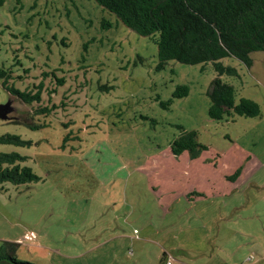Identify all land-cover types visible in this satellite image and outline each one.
I'll return each instance as SVG.
<instances>
[{"label": "rangeland", "instance_id": "374dc122", "mask_svg": "<svg viewBox=\"0 0 264 264\" xmlns=\"http://www.w3.org/2000/svg\"><path fill=\"white\" fill-rule=\"evenodd\" d=\"M250 57V67L221 59L237 71L221 79L260 115L217 121L210 62L157 68L152 37L95 0H4L0 68L8 85L42 87L27 104L0 78V105H12L0 135L28 141L0 152L38 176L0 183V246L13 242L17 259L35 264H264V50ZM181 85L187 94L174 97ZM177 125L196 132V158L171 153ZM161 168L189 183L188 196L160 197Z\"/></svg>", "mask_w": 264, "mask_h": 264}, {"label": "trees", "instance_id": "16d2710c", "mask_svg": "<svg viewBox=\"0 0 264 264\" xmlns=\"http://www.w3.org/2000/svg\"><path fill=\"white\" fill-rule=\"evenodd\" d=\"M113 13L123 24L142 36L152 37L157 46L158 64L161 68L168 60L185 64L210 62L216 76L207 91L208 116L222 120L225 115L255 117L260 115L259 104L246 97L235 102V88L221 79L222 75H237L234 67L224 65L221 59L235 57L247 67L252 64L250 53L264 50V0H95ZM4 0H0V5ZM106 24L105 22L102 23ZM3 87L23 103L30 104L41 99V87L20 90L8 85L10 72L0 68ZM63 81V80H61ZM185 85L178 86L174 97L187 94ZM162 103V105L168 104ZM40 108L38 111H48ZM32 128L42 124H29ZM180 130L170 143L175 156L188 151L196 158L204 146L197 141L194 130ZM0 143L23 145L28 143L15 134L0 135ZM17 152H0V183L29 184L38 176ZM13 242L4 241L0 246V264H35L17 259Z\"/></svg>", "mask_w": 264, "mask_h": 264}, {"label": "crops", "instance_id": "0c3cea01", "mask_svg": "<svg viewBox=\"0 0 264 264\" xmlns=\"http://www.w3.org/2000/svg\"><path fill=\"white\" fill-rule=\"evenodd\" d=\"M153 181L154 182L152 184H154L155 186L160 185V188H158V193L160 194V197H161V195L163 197L164 196L168 197L169 193L170 194H179V195L185 194L186 196H188L187 194H189V193H187V190H186V187L189 185V183L179 181L177 174H173V173H170L168 171H165L163 168H161L159 170V174L157 175V177ZM190 186H193V185L190 184ZM192 188L189 190H193ZM127 234H129V235H127ZM107 238H109L111 240H113V238H132V234H131V232L130 233H126V232L116 233V231H114V232L112 231V233L109 234ZM163 260L161 261L160 264H163Z\"/></svg>", "mask_w": 264, "mask_h": 264}, {"label": "water", "instance_id": "95a60500", "mask_svg": "<svg viewBox=\"0 0 264 264\" xmlns=\"http://www.w3.org/2000/svg\"><path fill=\"white\" fill-rule=\"evenodd\" d=\"M11 111H12V105L10 101L3 105H0V118L7 119L8 113Z\"/></svg>", "mask_w": 264, "mask_h": 264}, {"label": "built area", "instance_id": "2783aa9c", "mask_svg": "<svg viewBox=\"0 0 264 264\" xmlns=\"http://www.w3.org/2000/svg\"><path fill=\"white\" fill-rule=\"evenodd\" d=\"M163 264H172V260H171V258H170V257L165 258Z\"/></svg>", "mask_w": 264, "mask_h": 264}]
</instances>
